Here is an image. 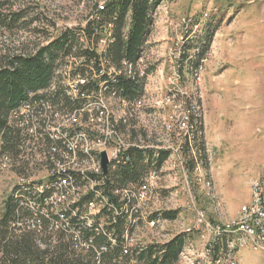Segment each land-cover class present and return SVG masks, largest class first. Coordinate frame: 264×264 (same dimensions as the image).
Masks as SVG:
<instances>
[{"label": "trees", "instance_id": "16d2710c", "mask_svg": "<svg viewBox=\"0 0 264 264\" xmlns=\"http://www.w3.org/2000/svg\"><path fill=\"white\" fill-rule=\"evenodd\" d=\"M92 1L96 4L84 27H66L56 33L40 28V43L32 50H8L0 54V163L9 157L12 166L18 165L19 177L30 181L31 161L27 158L25 144L32 135L26 132L28 126L22 125L26 115L19 113L24 104H31L33 113L52 107L78 117L86 107L87 96L90 95L93 102L98 101L100 91L127 103V110L125 107L120 110L127 111L128 117L117 123L115 129L130 135L131 146L117 161L115 170L108 167L102 186L101 176L93 175L96 188L77 204L78 214L72 209L60 216L55 214L52 205L45 203L52 195L51 190L42 195L37 192L40 182L14 188L0 215V264H181L189 235L179 234L168 241H153L146 245L131 241L143 222L140 215L135 214L134 194L145 185L151 171L162 169L167 158V152L139 140V127L135 123L137 106L144 100L147 84L146 77L140 74L138 61L148 46L155 15L163 0H105L103 9L97 0ZM16 2H0V11ZM18 10L7 15L0 13V29L28 30L39 20H26L23 5ZM40 16L44 27L54 26V20L41 13ZM213 36L214 31L205 26L203 35L184 48L182 67L192 72L203 66ZM105 38L107 46L99 54L100 42ZM67 58L75 60V69L90 80L81 88L77 100L68 97L61 83L62 76L57 74L59 68L69 65ZM189 102L187 110L194 143L198 145L196 158L204 165L203 119L200 110ZM30 123H33L32 119ZM52 144L57 149L49 143L50 147L44 150L49 159L67 163L70 159L66 157H73V150L60 147L61 142ZM78 154V160L83 161L85 156L80 151ZM85 174L66 169L61 174V182L54 181V190L59 187L68 190L63 186V180L69 184L86 183L93 173L86 171ZM125 191L132 192L130 198L121 196ZM98 193L108 199V206L95 216L94 224L89 227L83 219L84 211ZM177 218V212L163 211L150 214L147 221L164 222Z\"/></svg>", "mask_w": 264, "mask_h": 264}, {"label": "rangeland", "instance_id": "374dc122", "mask_svg": "<svg viewBox=\"0 0 264 264\" xmlns=\"http://www.w3.org/2000/svg\"><path fill=\"white\" fill-rule=\"evenodd\" d=\"M97 1L102 5L105 0ZM94 4L92 0H17L5 6L0 13L19 11L23 5L26 20H39L28 30L0 29V54L32 50L40 43V28L56 33L66 27L83 26ZM40 13L54 20V26L44 27ZM205 26L214 31V36L199 78L186 76L189 81L182 94L168 96L179 75L180 47L201 37ZM147 50L145 64L152 65L154 72L148 79L145 98L137 106L139 140L164 149L177 147L186 123L179 99L182 95L195 102L201 99L206 165L199 164L191 172L184 170L182 160L192 166L196 163L193 156L171 158L157 190L144 201L140 215L143 222L134 233V243L168 241L201 225L206 228L201 236L206 240L207 224L225 227L237 220L241 208L251 199L252 181L264 170V0H163ZM105 105L109 117H128L118 102L108 99ZM31 156L35 162V154ZM38 160L36 167L30 166L31 183L40 182L47 174L40 156ZM17 167L0 163V215L5 200L20 185ZM163 211L177 212L178 218L156 227L146 225L150 214ZM104 221L101 219V223ZM204 243L200 231L193 232L181 264H197L195 255ZM235 258L239 264H264V252L251 249L241 250Z\"/></svg>", "mask_w": 264, "mask_h": 264}, {"label": "built area", "instance_id": "2783aa9c", "mask_svg": "<svg viewBox=\"0 0 264 264\" xmlns=\"http://www.w3.org/2000/svg\"><path fill=\"white\" fill-rule=\"evenodd\" d=\"M101 9H103V4L101 5ZM197 25L198 23H196V26ZM84 26L85 24L82 27ZM106 46L107 39L105 38L100 42L98 53L101 54ZM147 47L143 53V57L138 61V65L141 76L146 77V82L148 84V79L154 71L152 65L150 67V65L145 64L148 52ZM185 47L186 44L183 42L179 50V75L176 76L173 84L174 87L168 92V96L175 95V93L176 95L182 94L187 83L186 81H189L186 76L192 77L193 79L199 78V73L202 70L203 66L192 72L182 67L181 61ZM67 61L69 65H64L62 68H59L57 74L62 76L61 83L65 91H67L68 97L72 100H77L81 93V88L88 84L90 80L83 77L77 68L75 69V67H77V65L74 64V62H76L75 60L67 58ZM110 71L112 73L114 72L113 69ZM92 81L95 82L96 80L92 79ZM98 95V101L96 100L95 102L90 99V95L87 96L89 100L86 101V107L80 112L78 117L55 110L52 107L41 113L39 111L33 113L34 107L28 103L19 108V113L26 115V120H24L22 125L28 126L26 132L32 135L25 144L26 154H28L27 158L31 161V155L34 153L37 161H31V166L35 167L34 163L39 161L38 157L40 156V164H44L45 167H47V174L40 179V186H38L37 192L42 195L46 190H51L52 195L46 198L45 203L46 205H52V210L58 216L65 214L70 209L74 211V214H78L79 210L76 208L77 204L83 197L93 193L96 188L97 184L93 179V175L101 176V186L106 181L105 178L107 174H104L101 164V153H103V151L106 152L108 157V167L115 170L117 161L124 156V153L131 146V141L127 139V134H121L115 129V125L124 118L109 117L108 109L105 105L108 99L113 100L114 103L118 102L121 107H128L127 103L116 99L114 95L105 96L102 91H100ZM196 100L195 102L194 99H184L183 95L182 99H179V102H182L184 105V111L186 112L184 120H186V123L183 128L184 136L178 146L164 149L161 148V146L151 145L156 149L167 152V158L164 161L162 169L159 172L151 171L146 179L145 185L135 192V214H142V209L145 205L144 201L147 200V197L148 199L151 198L152 193H155V190H157L158 182L164 178L165 171L163 170L166 169L171 158L179 156L184 157V155L193 156L191 158L196 160V163L193 164L196 165L194 170L190 168V165H187L188 163L185 160H182L184 170H191V172H195L198 165L201 164L196 158L198 145L194 143L193 126L190 121L189 111L187 110L188 102L192 101L193 105L197 107V110H200V117L203 119L200 104L201 99ZM29 114H31V117ZM30 119H32L33 123H30ZM170 133H174L172 129ZM179 133L182 134L180 131ZM122 139L125 142H123L124 145L120 142ZM57 141L61 142L60 147L64 146L69 150H73V157H66L70 159L67 163L49 159L48 155L44 152L47 147H50V145L48 146L49 143L52 146V143ZM53 148L57 149L56 147ZM78 151L85 156L84 160L81 162L78 160ZM11 164L12 161L9 157H5L2 161V165L4 166ZM68 168L73 172L81 174H85L86 171L93 174L91 175V179L89 178V181L82 184L74 182L69 184L67 180H63V186H66L68 190H62L60 187L54 190V181L58 180L61 182V174ZM20 180V185L17 187L23 186L26 182L31 181H26L24 178H20ZM130 191L123 192L121 196L123 198H130L132 193ZM99 194L101 193L96 194L94 201L84 211L86 215L83 219L89 227L94 224L95 216L99 215L105 206H108V199ZM43 211L45 214L47 213L46 209ZM145 222L147 223L146 225L152 227H156L160 224V221L148 222L146 219ZM206 226L209 230V238L206 240L201 237L207 232L203 225H201V228L196 227L192 230L187 229L183 232V234L189 235L190 237L193 232L200 231V238L205 242V246L195 255L197 264H239L235 255L243 249L264 252V170L260 177L252 181L251 199L249 203L241 208L236 221L225 227L213 228L210 224ZM131 241L134 244L135 240L132 239ZM220 242H222V244H220ZM186 248L187 247H185L184 253L186 252Z\"/></svg>", "mask_w": 264, "mask_h": 264}, {"label": "water", "instance_id": "95a60500", "mask_svg": "<svg viewBox=\"0 0 264 264\" xmlns=\"http://www.w3.org/2000/svg\"><path fill=\"white\" fill-rule=\"evenodd\" d=\"M101 164H102V168H103L104 174L106 175L107 174V170H108V157H107L106 152H103L101 154Z\"/></svg>", "mask_w": 264, "mask_h": 264}]
</instances>
